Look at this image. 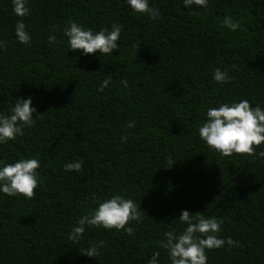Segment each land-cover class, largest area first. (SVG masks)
Listing matches in <instances>:
<instances>
[{
    "label": "trees",
    "instance_id": "16d2710c",
    "mask_svg": "<svg viewBox=\"0 0 264 264\" xmlns=\"http://www.w3.org/2000/svg\"><path fill=\"white\" fill-rule=\"evenodd\" d=\"M150 4L158 20L135 13L126 0H30L23 20L32 42L25 46L14 34L20 18L11 0H0V40L7 41L0 111L31 97L42 115L22 137L0 145V160L41 162L33 198L0 197V264H147L154 252L160 264H170L159 242L165 231L185 227L173 222L181 210L222 219L221 236L239 242L209 251L208 264H264V159L223 157L198 135L205 110L217 101L244 98L264 108V0ZM226 15L241 29L221 27ZM69 20L95 30L121 25L120 50L105 57L70 51L63 36ZM49 35L58 42L50 45ZM216 68L228 69L232 82L216 83ZM106 78L111 83L99 92ZM130 121L136 126L122 143ZM168 156L177 162L164 169ZM78 159L79 173L64 171ZM93 193L141 204L145 213L132 222L131 235L91 228L78 244L68 240L75 221L91 210L83 201ZM99 241L105 246L97 260L78 252Z\"/></svg>",
    "mask_w": 264,
    "mask_h": 264
},
{
    "label": "clouds",
    "instance_id": "9594fccd",
    "mask_svg": "<svg viewBox=\"0 0 264 264\" xmlns=\"http://www.w3.org/2000/svg\"><path fill=\"white\" fill-rule=\"evenodd\" d=\"M185 8L198 6L206 8L209 0H183ZM12 13L19 17L14 25V34L18 43L30 46L32 35L23 18L31 14L30 0H11ZM128 7L137 14L146 15L150 20H158L160 12L152 7L150 0H126ZM221 27L232 32L241 29V22L234 20L230 15L224 16ZM123 28L119 24L102 27L99 30L69 20L63 36L67 40L70 51L80 52L89 56L99 52L103 57L112 56L114 50H120L118 43ZM55 35L48 36L50 45L57 43ZM7 48V41L0 40V51ZM139 45L137 46V50ZM232 76L228 69L216 68L213 71V80L218 84H230ZM111 83L110 78L102 81L99 92H103ZM123 87H128L127 79H122ZM35 115V118H34ZM42 115L37 114L31 97H19L13 100L6 110L0 111V145H7L17 137L24 135V129L35 126ZM204 121L198 127L200 140L211 150L223 157L233 154H246L264 159V149L256 148L264 144V108L259 104L252 106L248 99L239 101H217V106H209L204 112ZM135 121L124 126L125 135H121V142H126L132 133L128 129L135 128ZM177 160L173 156L166 158L167 167L171 168ZM83 161L76 160L63 165L65 172L82 170ZM41 162L35 157H20L11 162L0 160V197H24L31 199L35 190L41 186L39 169ZM84 205H91V210L81 215L69 229L68 240L78 244L87 230L91 228L105 231H123L131 235L134 231L132 222L140 223L143 219L141 204L132 198L120 194L100 199L95 193L85 196ZM151 219V218H150ZM173 222L185 225L182 230L172 229L163 233L160 247L167 252L170 264H208V252L219 250L227 246L228 249L239 247V242L231 237L221 236L223 220L216 216H206L197 212L190 214L188 210H181L179 218ZM104 241L90 244L78 252L87 258L95 259L101 255ZM147 264H160V253L154 252Z\"/></svg>",
    "mask_w": 264,
    "mask_h": 264
}]
</instances>
